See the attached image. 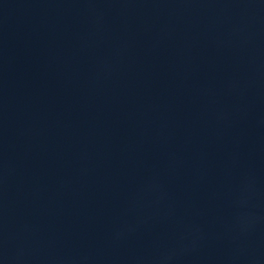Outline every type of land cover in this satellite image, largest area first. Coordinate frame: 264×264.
I'll return each instance as SVG.
<instances>
[{"label": "water", "instance_id": "water-1", "mask_svg": "<svg viewBox=\"0 0 264 264\" xmlns=\"http://www.w3.org/2000/svg\"><path fill=\"white\" fill-rule=\"evenodd\" d=\"M0 264H264V0H0Z\"/></svg>", "mask_w": 264, "mask_h": 264}]
</instances>
